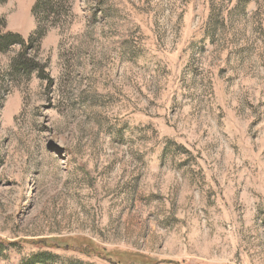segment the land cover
Returning a JSON list of instances; mask_svg holds the SVG:
<instances>
[{
  "label": "rangeland",
  "instance_id": "obj_1",
  "mask_svg": "<svg viewBox=\"0 0 264 264\" xmlns=\"http://www.w3.org/2000/svg\"><path fill=\"white\" fill-rule=\"evenodd\" d=\"M35 3L0 0V264H264V0Z\"/></svg>",
  "mask_w": 264,
  "mask_h": 264
},
{
  "label": "trees",
  "instance_id": "obj_2",
  "mask_svg": "<svg viewBox=\"0 0 264 264\" xmlns=\"http://www.w3.org/2000/svg\"><path fill=\"white\" fill-rule=\"evenodd\" d=\"M58 2H61V0ZM58 2L54 0H47V2L44 3L43 0H36V3L33 8V14L38 18H39L40 13L44 14L45 16H49L50 14L54 13V10L56 9L57 7L56 5ZM3 26H5L4 20H3ZM1 38L2 39H0V48L2 49L1 50L2 52H5L11 45H20L24 49L27 46L26 40H24L20 35H14L12 33H7L1 36ZM33 40L34 39L32 37L28 41L33 42Z\"/></svg>",
  "mask_w": 264,
  "mask_h": 264
}]
</instances>
